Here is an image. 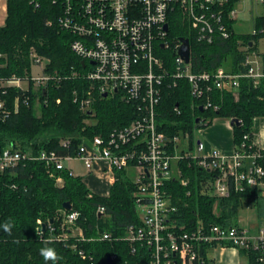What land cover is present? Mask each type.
Returning a JSON list of instances; mask_svg holds the SVG:
<instances>
[{"label": "trees", "instance_id": "trees-1", "mask_svg": "<svg viewBox=\"0 0 264 264\" xmlns=\"http://www.w3.org/2000/svg\"><path fill=\"white\" fill-rule=\"evenodd\" d=\"M38 3L39 7H36L32 0H7V17L0 27V79L16 77L30 81L27 92L19 88L7 89L5 94L0 91L10 111L8 116L0 118V150L11 147L20 152L47 150L76 155L82 143H89L97 135L107 137L114 129L129 126L137 116L136 109L115 95L99 97L91 114L81 111L74 100L77 93L82 95L89 83L70 77L72 70L84 71L81 59L71 50L75 36L59 27L58 17L62 13L59 4H53L51 0H39ZM239 3L240 0H227L220 6L224 24L232 34L229 39L217 40L211 45L195 42L179 13L171 17L167 41L173 44L181 38L190 40L194 72H211L218 68L231 73L245 70L242 64L246 53L257 49L264 34H236L233 31L230 13ZM48 21L51 25H47ZM256 21L257 29L264 28L263 17ZM33 51L49 60L45 73L55 78L37 91L30 80ZM157 53L166 56L168 62L165 64L171 66L170 51L158 46ZM262 97L264 87L256 89L251 80L242 79L237 91L224 90L213 95V101L220 106L218 111L201 112L203 101L195 100L188 81L180 79L176 86L165 89L159 106V126L169 136H185L206 126L205 121L210 116L237 118L241 125L234 126V141L239 146L245 134L252 135L254 119L264 117ZM176 107L180 114L175 111ZM66 140L70 141L67 148L62 145ZM180 167L182 177L189 180L188 186H182L178 180L167 184L168 193L178 209L172 216L178 227L194 231L212 224L238 226L233 220L242 201L255 198L258 188L233 192L228 198L218 197L213 194L209 172L187 160L181 162ZM55 174L63 178L62 186L56 185L46 163L29 160L0 174V264H53L52 261L45 262L40 255V249L46 246L54 248L61 257L56 264H108V256H115L113 264H151L148 249L141 248L132 254L127 242L114 240L124 236L130 225L139 224L133 199L135 184L128 170L116 172L109 197L92 193L81 177L68 171H55ZM65 202H70L73 211L79 212L74 226L82 230L84 240L77 237L64 241L52 239L62 233L59 214L65 210ZM100 205L106 209L101 218L97 214ZM51 219H54V231L50 228L43 231L37 223L41 220L48 224ZM5 221L14 225L11 235L3 230ZM105 232L114 239L98 240ZM210 248L205 245L201 249L204 264H214L208 257ZM80 251L88 255L87 259L80 257ZM241 252L247 256L249 264H255L253 253Z\"/></svg>", "mask_w": 264, "mask_h": 264}, {"label": "built area", "instance_id": "built-area-1", "mask_svg": "<svg viewBox=\"0 0 264 264\" xmlns=\"http://www.w3.org/2000/svg\"><path fill=\"white\" fill-rule=\"evenodd\" d=\"M38 1L32 0L36 7H39ZM51 1L61 7L58 25L75 36L71 50L84 62L83 72H70V77L89 83L82 95L77 93L74 100L81 111L91 112L97 99L104 98V94L107 98L119 95L134 105L137 116L129 126L114 129L107 137L97 135L89 143H82L76 155L47 150L20 152L11 147L0 150V174L22 161H41L49 167L56 185L62 186L63 178L56 176L55 171L65 170L75 176L69 164L80 160L90 174L98 164L105 165L104 171L109 174L112 186L116 172L133 168V199L139 224L127 227L124 236L114 239L105 232L98 240L125 241L132 254L141 248L148 249L151 264H204L201 249L205 245L253 253L255 264H264V225L257 228L256 233L249 228L218 224L184 231L172 217L178 209L167 189L171 180L188 186L189 180L182 177L180 167L185 160L210 173L212 191L218 197L228 198L233 192L242 193L251 187L264 186V150L253 145L252 135L245 134L241 145L231 153L208 149L201 140L194 148L186 149L182 148V138L189 134L169 136L160 129L158 121L165 89L176 86L180 79L188 81L192 97L203 101L204 111H218L220 106L213 101V95L224 90L237 91L242 79L251 80L256 89L264 87V60L255 51L246 53L242 64L245 70L240 72L231 73L223 68L194 72L191 45L190 61L186 62L179 53L181 41L173 44L167 41L169 21L176 13L186 21L190 35L199 44L211 45L217 40L229 39L232 33L224 24L220 9L227 0ZM255 1L264 7V0ZM235 16L236 10H233L230 18ZM262 17L264 19V15ZM47 25H51V21ZM258 34H264V28H256L251 35ZM158 46L172 53L171 66L165 64L168 62L166 56L157 53ZM31 62L32 66H41L43 71L42 75L30 78L33 85L40 89L55 79L45 73L49 60L33 51ZM21 83L22 80L16 77L0 79V91L5 94L7 89L19 88L27 92L30 81L26 79V89ZM17 109L18 100L15 102ZM175 111L181 113L177 107ZM9 114L0 96V118ZM62 145L67 148L70 141H63ZM105 211L104 206H98V216L104 217ZM74 213L78 214L75 218ZM79 216L73 209L62 211L59 214L62 233L52 239L64 241L77 237L84 240L82 230L74 226ZM38 221L42 228L44 223ZM47 228L54 231L50 223ZM79 255L82 259L88 257L83 251ZM112 259L115 261V256Z\"/></svg>", "mask_w": 264, "mask_h": 264}, {"label": "crops", "instance_id": "crops-1", "mask_svg": "<svg viewBox=\"0 0 264 264\" xmlns=\"http://www.w3.org/2000/svg\"><path fill=\"white\" fill-rule=\"evenodd\" d=\"M263 15L264 13L259 17H262ZM6 17H7V0H0V27L5 24ZM259 17H257V19ZM231 20H233L235 23L236 16ZM253 51L257 52L260 58L264 60V37L259 39L257 44V49ZM235 94L237 96V93ZM230 121L231 120L226 118H219V117L216 118V122L214 123V126L210 128L211 129L210 138H209L210 144H207L208 149H221L228 153L234 151V149L236 148V144L234 141V127L231 125ZM252 142L255 147L264 150V117H257L254 119V125L252 130ZM74 162H78L81 167H84L83 163L80 160H73L72 162H70L69 166L72 169L73 174L75 176L81 177L83 183L92 193H95L102 197L110 196V189H111L110 177L109 174L104 171L106 169L105 165L98 164L96 166L95 171L92 174L88 173V171L85 169V173H83L82 175H78L75 173ZM88 180H92V182H95L96 184L97 183L102 184L105 190L100 191L92 188L90 185H88ZM259 193H260V197H262V195L264 194V186L258 187L256 197L258 196ZM237 225L238 227L247 228L239 224ZM259 227L260 226H258V228ZM226 255H228V258L227 261L226 262L224 261L223 264H241V260L244 258L247 260V264H249L247 256L243 254L240 250L235 248L211 247L208 251V257L213 261L214 264H217L218 257H222L226 259Z\"/></svg>", "mask_w": 264, "mask_h": 264}, {"label": "rangeland", "instance_id": "rangeland-1", "mask_svg": "<svg viewBox=\"0 0 264 264\" xmlns=\"http://www.w3.org/2000/svg\"><path fill=\"white\" fill-rule=\"evenodd\" d=\"M236 10V20L233 26L234 31L238 34H252L256 29L257 17L261 16L264 13V7L257 3L255 0H242L237 5ZM42 74L43 71L41 66H32V76H40ZM21 85L24 89H26V87L28 86L26 80L22 81ZM33 88L35 91L39 90L38 86L33 85ZM37 110H39V104H37ZM216 118L218 117H208L205 121L206 126H202L200 129L194 130L192 135H186L185 137H183L182 148L185 147L186 149H188L190 146L194 148L198 140H201L207 147V144H210V128L214 126ZM74 166L76 174L82 175L83 173H85V168L81 167L78 162H74ZM128 175L134 181L135 169L129 168ZM88 185L100 191L105 190L102 184H96L95 182H92V180H88ZM233 223L250 228L252 232L256 233L258 226L264 224V194L262 195V197H260L259 193L256 198H253L251 200H243L239 207L238 213L233 220ZM227 258L228 255H226V259L218 257L217 264H223L224 261H227ZM244 259L241 260V264H247V260Z\"/></svg>", "mask_w": 264, "mask_h": 264}, {"label": "water", "instance_id": "water-1", "mask_svg": "<svg viewBox=\"0 0 264 264\" xmlns=\"http://www.w3.org/2000/svg\"><path fill=\"white\" fill-rule=\"evenodd\" d=\"M165 29L167 31L169 30L168 25L165 26ZM180 41H181L182 45H181V47L179 49V53H180L181 56H183L185 58L186 62H189L190 61V40L188 38H181ZM250 45H252V43H250ZM161 47H163V46H161ZM82 64L84 65V62H82ZM116 92H117V90H116ZM107 96H108L107 94H104V98H107ZM200 111L204 112V108L202 106H200ZM89 114H91V112H89ZM196 122H199V119H197ZM230 123H231V125L233 127L234 126H238L239 127L241 125L240 120L237 119V118L231 119ZM63 208L65 210H67V211H70V210L73 209V206H72V204L70 202H65L63 204ZM99 217L101 218L102 215L99 214ZM49 223L53 224L54 223V219H51V221ZM46 228H47V224L44 223L42 225L43 231H45ZM107 261H108V264H113V259H112L111 256L107 257Z\"/></svg>", "mask_w": 264, "mask_h": 264}, {"label": "clouds", "instance_id": "clouds-1", "mask_svg": "<svg viewBox=\"0 0 264 264\" xmlns=\"http://www.w3.org/2000/svg\"><path fill=\"white\" fill-rule=\"evenodd\" d=\"M76 215L78 214L74 213L73 218H75ZM37 223H40V222L38 221ZM13 226L14 225L10 221H5L4 224L2 225L3 230L9 235H11ZM44 243L48 244L50 243V241H44ZM40 255L43 257L45 262L52 261L53 264H56V262L61 259V257L57 255V252L54 248L47 247V246L40 249Z\"/></svg>", "mask_w": 264, "mask_h": 264}]
</instances>
